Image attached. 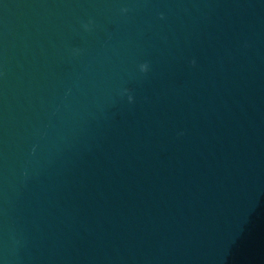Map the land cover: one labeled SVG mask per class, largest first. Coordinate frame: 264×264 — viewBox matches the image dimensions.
<instances>
[{"label": "water", "instance_id": "1", "mask_svg": "<svg viewBox=\"0 0 264 264\" xmlns=\"http://www.w3.org/2000/svg\"><path fill=\"white\" fill-rule=\"evenodd\" d=\"M0 264H264V0H0Z\"/></svg>", "mask_w": 264, "mask_h": 264}]
</instances>
